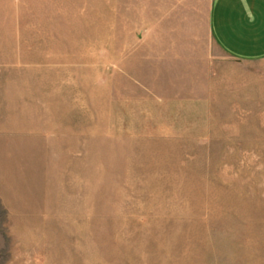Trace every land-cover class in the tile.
Listing matches in <instances>:
<instances>
[{
  "label": "rangeland",
  "instance_id": "1",
  "mask_svg": "<svg viewBox=\"0 0 264 264\" xmlns=\"http://www.w3.org/2000/svg\"><path fill=\"white\" fill-rule=\"evenodd\" d=\"M107 1L0 0V264H264L259 86L222 85L203 130H156L118 64L152 24Z\"/></svg>",
  "mask_w": 264,
  "mask_h": 264
},
{
  "label": "crops",
  "instance_id": "2",
  "mask_svg": "<svg viewBox=\"0 0 264 264\" xmlns=\"http://www.w3.org/2000/svg\"><path fill=\"white\" fill-rule=\"evenodd\" d=\"M114 1L115 10L104 4V14L116 16V22L152 24L148 47L135 48L118 64L126 80L150 88L156 130H203L210 103L222 101V85L233 88L241 80L259 86L264 117V0ZM201 15L205 33L187 25ZM237 65L256 67L259 77H237Z\"/></svg>",
  "mask_w": 264,
  "mask_h": 264
}]
</instances>
